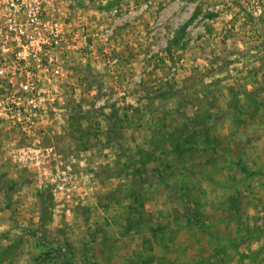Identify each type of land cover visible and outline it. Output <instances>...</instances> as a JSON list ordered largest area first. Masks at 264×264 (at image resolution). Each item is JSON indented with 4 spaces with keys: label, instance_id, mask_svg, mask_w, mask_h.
I'll return each instance as SVG.
<instances>
[{
    "label": "rangeland",
    "instance_id": "1",
    "mask_svg": "<svg viewBox=\"0 0 264 264\" xmlns=\"http://www.w3.org/2000/svg\"><path fill=\"white\" fill-rule=\"evenodd\" d=\"M72 9L63 110L2 112L0 264H264V0Z\"/></svg>",
    "mask_w": 264,
    "mask_h": 264
},
{
    "label": "built area",
    "instance_id": "2",
    "mask_svg": "<svg viewBox=\"0 0 264 264\" xmlns=\"http://www.w3.org/2000/svg\"><path fill=\"white\" fill-rule=\"evenodd\" d=\"M95 1L0 0L1 123L5 111L28 132L25 128L44 120L50 110H63L65 87L73 76L70 50H76L70 12Z\"/></svg>",
    "mask_w": 264,
    "mask_h": 264
},
{
    "label": "trees",
    "instance_id": "3",
    "mask_svg": "<svg viewBox=\"0 0 264 264\" xmlns=\"http://www.w3.org/2000/svg\"><path fill=\"white\" fill-rule=\"evenodd\" d=\"M132 160H134V159H132ZM239 164H240V167L241 168H244V172L246 173V176L253 175L252 171L247 168L246 164L243 161H240ZM2 181L3 180L0 178V183ZM0 188L2 189V186H0ZM170 191H171V193H172V195H173L174 198L179 197L181 200H185V199H183L184 196L181 193H179L180 191L176 187L171 188ZM5 197H6L7 202L10 203L11 202V198H10L9 192H6L5 193ZM184 213L187 214L190 222L193 223L195 226L199 227L203 231H209V228L206 225H203L202 223H200L197 220L196 216L191 211H189L188 208L184 207ZM42 228H44V227H42ZM257 230H261V229L260 228H257ZM37 233H38V231H37ZM37 233H36V235H37ZM252 233H253V230L252 229H249L248 230V233L245 234L243 237H241L242 240L244 241V240L250 238L252 236ZM209 238H211V240H213L215 242V246H218V244L221 241H224V238H221L220 236H218L217 234L215 235L214 233H210L209 234ZM49 240H50V237H47V236H45V239H44L43 235H42V237H38V241L40 243V246H49V245H52V244L49 243ZM51 247H54V246L52 245ZM55 252H56V248L54 249L53 253H55ZM57 254H59V253H56L55 256H57ZM46 257H50L51 259H53V255H52L51 252L46 253Z\"/></svg>",
    "mask_w": 264,
    "mask_h": 264
}]
</instances>
